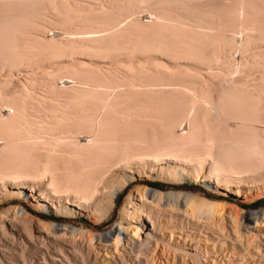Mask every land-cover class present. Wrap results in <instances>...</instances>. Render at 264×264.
<instances>
[{"label":"bare ground","instance_id":"obj_1","mask_svg":"<svg viewBox=\"0 0 264 264\" xmlns=\"http://www.w3.org/2000/svg\"><path fill=\"white\" fill-rule=\"evenodd\" d=\"M115 1L131 6L152 0ZM130 13L118 18L141 19L136 11ZM63 15L69 21L96 15L106 22L105 17H111L102 8L68 7ZM114 26L105 33L86 32L79 37L109 41L118 50L120 23ZM263 26L261 17L251 33L223 44L230 47L260 40ZM137 31L140 39L126 48L132 54L164 50L170 59L200 62L205 58L197 49H161V32H169L163 27L159 33ZM84 47L49 43L39 44L32 52L50 58L101 56ZM21 54L22 49L17 55ZM253 62V66H264V57ZM128 72L133 79L130 84L94 69L57 71L53 76L71 82L73 91H61L57 100L43 99L42 107L30 106L34 95L26 88L20 102L5 103L0 98V206L16 203L0 212V264H245V258L264 264V251L253 250L251 244L254 235L264 238L261 211H241L240 219L237 216L245 223L241 233L233 217L237 206L225 201H211L206 216H194L202 198L199 194L162 192L139 184L126 196L106 232L94 231L83 222L110 221L127 186L151 175L166 181L202 182L236 198H253L254 190L257 197L264 195V108L248 114L240 108L230 110L224 99L216 101L198 87L189 73H181V83L172 93H165L161 84L175 75L162 67ZM218 81L239 107L264 104V93L256 88ZM30 108L39 111L33 113ZM174 131L176 136H172ZM10 141L15 144L9 145ZM9 147L16 156L5 160L1 153ZM23 198L36 210L77 217L80 225L36 217L20 202ZM226 208L231 224L223 221L221 211ZM250 221L254 225L249 226ZM158 246L171 253L173 263L167 254L166 263L161 262L164 257L156 260Z\"/></svg>","mask_w":264,"mask_h":264},{"label":"rangeland","instance_id":"obj_2","mask_svg":"<svg viewBox=\"0 0 264 264\" xmlns=\"http://www.w3.org/2000/svg\"><path fill=\"white\" fill-rule=\"evenodd\" d=\"M68 7L82 11L102 8L111 17H105L106 22L97 18L96 15L87 20L69 21L63 15ZM132 11H136L141 19L118 18L120 14L130 16ZM261 17H264V0H152L145 5L136 2L131 6L120 5L115 0H0V98L4 99L5 103L20 102L24 98L26 88L34 95L29 99L30 106L42 107L43 99L57 100L61 91H73L71 82L68 80L60 81L53 76L57 71L66 73L84 68L94 69L104 76L122 79L126 84H130L133 79L128 72L129 69L137 71L143 67L158 66L167 73L175 75V78L161 84L163 92L172 93V90L181 83V73H189L195 77L194 83L206 93H211L216 101L224 99L228 109L240 108L241 111L248 114L247 112L252 110L264 108V104H260L256 108L239 107L229 90L222 86V83H219L218 78L225 80L226 85L256 88L264 93V66H253L254 59L260 60V57H264V26L260 30L263 34V38H261L263 40L255 39L250 44L241 43L230 47L223 44L226 40L237 35L251 33V27L256 26ZM116 19L120 23L121 35L116 44L118 50H113L109 41L98 39L93 42L90 38L79 37L80 34L86 32L105 33L115 29L114 24L118 23ZM161 27L163 30L169 31L167 34L161 32V49L169 47L186 48L192 51L197 49L205 56L204 60L196 62L189 59H170L164 54V50L132 54L131 50L126 49L131 47L134 41L140 39L137 36V29H142L145 33H159ZM49 43L61 46H85V51L101 52V56L67 54L66 57L50 58L34 55L32 52L39 44ZM21 49L24 54L18 56L17 53ZM230 69L239 72L231 74ZM51 74L52 76H50ZM136 83L139 84V82ZM38 111L39 109L30 108V112L37 113ZM246 117L249 118L252 115H246ZM159 134L166 133L159 131ZM176 135L177 131H174L172 136ZM3 140L5 143L8 142L6 137ZM8 144L15 143L10 141ZM14 155L16 156V152L11 148H4L1 153L5 160H9ZM139 184L162 192L199 194V197L202 198H199L201 201L193 212L194 216H206L210 211L208 204L211 201L220 200L237 206L234 209L235 213L233 212L235 222L238 220L237 216L240 219L241 211L244 213L261 211L259 220L264 224V195L257 197L255 190L256 196L253 198H236L227 192H218L207 187L202 182L166 181L156 179L153 175L139 177L127 186L116 202L110 221L99 225L87 221L83 222L89 228H94V231L106 232L119 216L126 196ZM151 184L158 186L152 187ZM179 198L183 208L186 200H184L183 195ZM20 202L28 206L31 214L36 217L43 216L47 220L55 222H70L76 226L80 225V219L77 217L66 218L48 210H36L30 206L26 198L21 199ZM14 204L16 203H6L0 206V212ZM222 210L221 212L225 216L223 221L227 222L226 224H231L230 219L228 220L226 216L229 211L228 208ZM238 221L235 223L237 231L244 233L245 230L241 227L245 223ZM250 222L249 226L254 225L253 221ZM224 226L229 231V226L227 227L225 224ZM261 230L264 233V228ZM257 236H253L251 244L255 246L251 248L264 251V238ZM158 247L155 248L156 254L154 253L157 256L155 257L156 260L161 261L162 259L161 262L166 263L165 257L168 255L167 258L171 261V253L165 251L163 247ZM217 252L220 253L219 250ZM216 259L217 257H214L213 260ZM236 260L239 261V259ZM256 260L253 258V263L251 258L244 259L245 264L250 261L252 263L249 264H259V261ZM41 261L39 260V262ZM171 263L173 262L171 261Z\"/></svg>","mask_w":264,"mask_h":264},{"label":"trees","instance_id":"obj_3","mask_svg":"<svg viewBox=\"0 0 264 264\" xmlns=\"http://www.w3.org/2000/svg\"><path fill=\"white\" fill-rule=\"evenodd\" d=\"M150 186H152V187H157L158 185H156V184H151ZM48 219H54L53 217H47Z\"/></svg>","mask_w":264,"mask_h":264}]
</instances>
